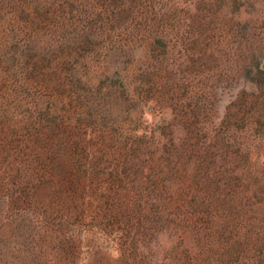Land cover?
I'll return each mask as SVG.
<instances>
[{
	"label": "rangeland",
	"instance_id": "1",
	"mask_svg": "<svg viewBox=\"0 0 264 264\" xmlns=\"http://www.w3.org/2000/svg\"><path fill=\"white\" fill-rule=\"evenodd\" d=\"M35 12L45 18L36 30L41 52L59 54L68 42L98 38L99 56L86 61L83 79L100 86V76L120 65V80L138 96L124 119L135 126L139 120L156 139L165 126L167 140L173 138L180 148L193 129L200 132L198 149H204L209 142L203 131L211 133L229 113L241 125L245 108H238L242 103L249 108L252 100L256 112L249 121L264 122V0H0V35L27 39L26 33H33L27 20ZM155 88L161 90L157 97L143 94ZM110 99L113 116L122 115L123 108ZM190 118L199 122L198 129L184 125ZM250 129L228 126L223 132L232 138L225 149L226 143L214 149V158L206 148L205 156L180 159L174 169L188 171L192 211L205 212L208 223L181 222L166 205L167 195L144 188L143 174L128 185L116 212H131L142 224L144 236L134 255L138 264H264V135L256 125ZM134 162L127 173L129 167L135 170ZM176 162L159 161L154 174L167 181ZM130 177L125 175L126 182L134 181ZM40 191L38 199L53 206L50 192ZM83 193L75 198L78 206L88 200ZM60 199H53L56 208L49 215L29 207L31 214H25L19 201L18 209L7 200L0 204V264H72L70 254L59 256L55 249L65 236L79 237L78 264H125L100 215L77 226L72 205ZM53 235L60 238L51 243Z\"/></svg>",
	"mask_w": 264,
	"mask_h": 264
},
{
	"label": "trees",
	"instance_id": "2",
	"mask_svg": "<svg viewBox=\"0 0 264 264\" xmlns=\"http://www.w3.org/2000/svg\"><path fill=\"white\" fill-rule=\"evenodd\" d=\"M35 13V17L27 20L33 32L26 33L27 39L13 36L6 40L4 34V37L0 35V196L5 197L3 202L0 200L1 206L7 200L10 206L18 209L19 201L26 206L25 214H31L28 207L33 213L39 209V213L48 214L55 210L53 199L58 196L61 201L72 205L73 224L85 227L98 218L103 220L105 227L110 229L108 237L117 242L120 254L127 259L125 264H138L134 255L144 235L139 231L142 227L140 220H136L131 212L119 213L116 210L123 208L119 206L120 198L129 184L140 179L137 175L143 174L140 180L145 189L149 185L159 190L160 197L167 195L166 205L181 222L187 221L195 226L208 223L202 217L207 215L205 212L192 211L195 202L187 194L193 189L188 186V171L177 172L174 169L179 166L180 159L205 156L208 153L206 148L213 151L214 155L210 156L214 158L215 153L222 149L220 144L226 143L225 149L232 138L231 133L223 132L228 126L249 131L256 125L258 133L264 135V122L252 121L256 101L252 100L249 108L246 103L239 106L238 109L245 108L241 125L237 120L233 122L234 115L229 113L211 133L203 131L202 139L206 144L209 142L204 149H198L200 142L195 141L200 132L194 134L193 129L188 142L177 148L173 138L167 140L165 126L160 127V138L156 139L154 132L142 129L139 120L136 126L126 123L128 120L124 116L136 105L134 102L138 96H132L128 90L130 86L120 80V65L114 68L113 74L111 70L100 76V86H91L83 79L86 61L99 56L101 42L98 38L88 36L78 42H68L57 50L59 54L41 52L35 44L36 30L43 25L45 18ZM103 79L110 84H105ZM162 88L165 87L161 85ZM122 89L130 95L125 96ZM257 90L260 92L261 89ZM143 94L157 97L161 90L149 89ZM254 96L251 95L252 98ZM108 98L119 103L123 108L122 115L113 116ZM185 124L196 129L200 125L196 118L184 120ZM215 148L218 151H214ZM172 159L177 161L173 164L174 171H168L172 176L167 181L161 180L154 174V167L159 161L167 163ZM134 160L132 166L135 170L129 167L127 173L125 168ZM127 174L134 178L133 182H126ZM168 183L172 186L169 187ZM40 190L50 192L48 201L52 200L53 206L47 207L38 199ZM82 191L88 200L78 206L79 200L75 198L81 196ZM130 205L128 199L125 203L127 210ZM98 214L100 217L96 218ZM43 231L47 233L49 230ZM59 238L53 235L49 241L53 243ZM61 239L55 248L59 256L60 253L70 254V262L78 264L79 237L65 236Z\"/></svg>",
	"mask_w": 264,
	"mask_h": 264
}]
</instances>
